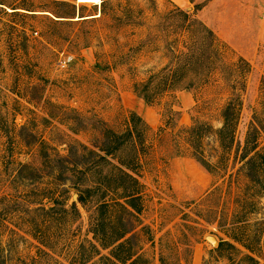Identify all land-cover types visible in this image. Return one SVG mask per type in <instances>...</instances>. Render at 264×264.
<instances>
[{
	"label": "rangeland",
	"instance_id": "374dc122",
	"mask_svg": "<svg viewBox=\"0 0 264 264\" xmlns=\"http://www.w3.org/2000/svg\"><path fill=\"white\" fill-rule=\"evenodd\" d=\"M25 1L29 11L17 9L18 15L0 7L6 264H30L41 245L50 257L36 264H76L69 246L83 231L71 237L62 210L76 191L54 158L65 156L69 144L92 146L104 129L123 133L130 113L149 128L137 169L143 185L138 218L150 229L149 238L137 232L144 264H264V163L257 160L250 171L239 163L245 144L264 156V0ZM175 9L212 31L225 65L238 58L249 65L242 81L223 80L227 70L216 64L205 83L174 93L179 129L193 122L219 128L231 91L239 95L229 151L219 156L212 133L201 141L204 159L221 167L211 175L185 145L175 146L170 130L157 135L170 96L156 95L147 105L133 93L134 84L168 62L167 47L189 43V34L165 20ZM42 206L54 208L43 213Z\"/></svg>",
	"mask_w": 264,
	"mask_h": 264
},
{
	"label": "trees",
	"instance_id": "16d2710c",
	"mask_svg": "<svg viewBox=\"0 0 264 264\" xmlns=\"http://www.w3.org/2000/svg\"><path fill=\"white\" fill-rule=\"evenodd\" d=\"M25 2L0 0V7L11 9L9 14L18 15L17 9L29 11L26 10L28 6L24 5ZM165 20L168 25H174L183 33L189 34L190 41L181 49L167 47L168 62L155 73L148 75L144 81L134 84L133 93L147 105L154 104L156 95L170 96L171 102L164 110L163 122L157 128V135L161 136L166 129L170 130L168 136L175 146L180 147V142L185 145L188 149L185 153L211 175L221 171V167L211 165L204 159L200 151L201 141L206 134L212 133L219 156L229 151L239 113V95L231 91L220 111L222 122L219 128L212 129L203 122H193L190 126L179 129L175 123L177 111L172 109L174 93L187 90L195 83H205L211 74L208 70L212 67L215 69L216 64L227 70H222L223 74L226 72L223 80L233 77L242 81L249 71V65L242 58L225 65L212 31L186 12L175 9L165 15ZM187 78L188 81L184 83ZM227 84L231 86V83ZM148 130V126L137 115L130 113L123 133L117 134L104 129L102 138L92 146L69 144L65 156L54 158L55 162L66 166H62L68 173L66 180L69 181L70 188L76 191L75 200L66 209H62L67 216L68 231L71 237H75L79 229L80 233L83 231L78 241L71 239V262L144 264L139 256L141 245L137 240V232L139 235L146 234L149 238L150 229L143 226L138 218L143 185L137 179V169L141 166L140 154L143 149H147L143 135ZM246 146L245 144L239 156V163L241 168L247 167L250 171L257 160L264 163V156L258 153L256 145L248 149ZM175 155L183 154L177 151ZM23 167L27 168L28 165ZM45 198L53 204L57 202L56 199ZM76 205L84 212L85 219L81 217ZM53 208L54 206L44 209L42 206L37 210L46 213ZM3 214L0 208V229L4 226ZM44 249L48 250L43 245L40 248L35 247L34 255L29 258L30 264L50 257ZM3 252L4 246L0 242V264H6L7 261Z\"/></svg>",
	"mask_w": 264,
	"mask_h": 264
},
{
	"label": "water",
	"instance_id": "95a60500",
	"mask_svg": "<svg viewBox=\"0 0 264 264\" xmlns=\"http://www.w3.org/2000/svg\"><path fill=\"white\" fill-rule=\"evenodd\" d=\"M263 39H264V32H263ZM206 240H207L208 243H210L211 245H215V241H214L211 237H207Z\"/></svg>",
	"mask_w": 264,
	"mask_h": 264
}]
</instances>
